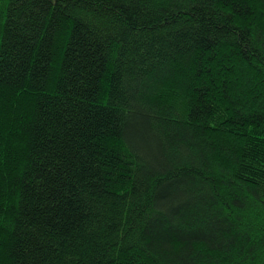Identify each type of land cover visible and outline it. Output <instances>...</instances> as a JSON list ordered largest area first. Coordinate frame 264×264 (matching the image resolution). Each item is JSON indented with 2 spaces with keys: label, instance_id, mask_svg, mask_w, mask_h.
Here are the masks:
<instances>
[{
  "label": "trees",
  "instance_id": "trees-1",
  "mask_svg": "<svg viewBox=\"0 0 264 264\" xmlns=\"http://www.w3.org/2000/svg\"><path fill=\"white\" fill-rule=\"evenodd\" d=\"M0 264H264V0H0Z\"/></svg>",
  "mask_w": 264,
  "mask_h": 264
}]
</instances>
